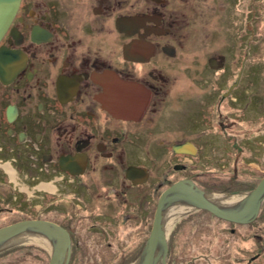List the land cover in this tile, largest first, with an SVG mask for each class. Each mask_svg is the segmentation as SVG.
Instances as JSON below:
<instances>
[{"label":"flooded vegetation","instance_id":"1","mask_svg":"<svg viewBox=\"0 0 264 264\" xmlns=\"http://www.w3.org/2000/svg\"><path fill=\"white\" fill-rule=\"evenodd\" d=\"M263 177L264 0H17L0 38V229L53 224L67 264H140L172 186L238 201ZM181 205L157 264L212 248L176 239L199 216L229 235L258 223L252 258L232 262H264V201L246 225L173 202L163 233ZM54 243L23 232L1 249L49 264Z\"/></svg>","mask_w":264,"mask_h":264},{"label":"water","instance_id":"2","mask_svg":"<svg viewBox=\"0 0 264 264\" xmlns=\"http://www.w3.org/2000/svg\"><path fill=\"white\" fill-rule=\"evenodd\" d=\"M17 0H0V38L8 26L11 16L16 8ZM185 191L181 183L172 186L159 199L153 222V228L147 246L144 250L140 264H157L159 255L161 259L166 253L165 234L162 231V212L168 204L173 202H184L195 209L204 210L213 216L224 221L246 225L253 222L258 214L259 208L264 201V177L252 191L245 197L238 200L234 205L226 206L215 204L210 201L203 193H196L195 196L179 194ZM178 199H172V197ZM40 232L51 238L54 249L49 264H67L70 253V240L68 235L59 227L53 224L26 221L9 227L0 229V253L4 250L1 246L23 232ZM157 246L161 248L157 249ZM158 252L157 255L155 253Z\"/></svg>","mask_w":264,"mask_h":264},{"label":"rangeland","instance_id":"3","mask_svg":"<svg viewBox=\"0 0 264 264\" xmlns=\"http://www.w3.org/2000/svg\"><path fill=\"white\" fill-rule=\"evenodd\" d=\"M194 222L187 223L180 231L181 233L178 231L180 230L179 226L178 229H176L179 233L175 235L176 239H180L182 235L185 234L186 239L196 241L198 238L196 233L200 231L202 237L200 241L204 243L211 241L213 245L210 249L202 248V246L199 245L198 248L195 247L189 252L187 251L185 255L188 256V260L195 261L196 264H236L232 262L233 258H243V255L239 254L238 251L241 253L243 250L246 251L247 257L255 253V240H253V236H255V231L258 230V223L255 224L254 228H250V226L245 228L237 227L238 231L242 234L237 233L235 235H229L228 229L231 226L219 220L209 219L206 216H199ZM262 227L264 237V225H262ZM232 228L234 227L232 226ZM223 230L227 233H224ZM211 250L213 251L211 252ZM34 252L35 251L31 249L3 250L0 253V264H39L32 259V254ZM80 260L81 258L78 259V262ZM253 264H264V262L259 260L253 262Z\"/></svg>","mask_w":264,"mask_h":264},{"label":"bare ground","instance_id":"4","mask_svg":"<svg viewBox=\"0 0 264 264\" xmlns=\"http://www.w3.org/2000/svg\"><path fill=\"white\" fill-rule=\"evenodd\" d=\"M208 199L214 202L215 204H218L220 206L223 205L224 207L234 205L237 202V200L234 197H225L220 195H210ZM186 211L187 208L185 205H181L180 207L177 208H169L163 220V229L165 232L164 234H167L173 228L174 224L180 217V212L185 213ZM19 238L22 239L23 241H33V239H35V237L29 234L21 235Z\"/></svg>","mask_w":264,"mask_h":264}]
</instances>
